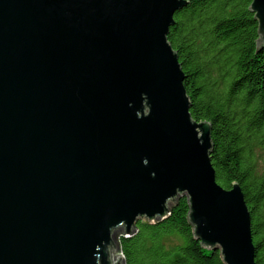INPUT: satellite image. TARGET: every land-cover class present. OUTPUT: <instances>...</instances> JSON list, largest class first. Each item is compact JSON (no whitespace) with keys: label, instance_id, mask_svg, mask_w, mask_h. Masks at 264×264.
I'll list each match as a JSON object with an SVG mask.
<instances>
[{"label":"water","instance_id":"water-1","mask_svg":"<svg viewBox=\"0 0 264 264\" xmlns=\"http://www.w3.org/2000/svg\"><path fill=\"white\" fill-rule=\"evenodd\" d=\"M187 0H0V264H126L120 237L182 196L196 239L257 264L238 182L168 40ZM251 12L264 43V0Z\"/></svg>","mask_w":264,"mask_h":264},{"label":"trees","instance_id":"trees-1","mask_svg":"<svg viewBox=\"0 0 264 264\" xmlns=\"http://www.w3.org/2000/svg\"><path fill=\"white\" fill-rule=\"evenodd\" d=\"M176 12L168 40L185 73L190 112L212 128L211 162L217 182H238L251 212L256 262L264 264V43L251 12L253 0H187ZM187 196L168 218L138 221L120 237L126 264H225L220 251L196 239Z\"/></svg>","mask_w":264,"mask_h":264},{"label":"rangeland","instance_id":"rangeland-1","mask_svg":"<svg viewBox=\"0 0 264 264\" xmlns=\"http://www.w3.org/2000/svg\"><path fill=\"white\" fill-rule=\"evenodd\" d=\"M256 157L259 169L264 167V148L256 149Z\"/></svg>","mask_w":264,"mask_h":264}]
</instances>
